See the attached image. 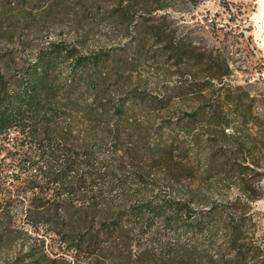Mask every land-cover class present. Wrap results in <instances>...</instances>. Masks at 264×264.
Returning a JSON list of instances; mask_svg holds the SVG:
<instances>
[{"label":"trees","instance_id":"obj_1","mask_svg":"<svg viewBox=\"0 0 264 264\" xmlns=\"http://www.w3.org/2000/svg\"><path fill=\"white\" fill-rule=\"evenodd\" d=\"M144 8L151 13L165 5ZM154 47L152 57L175 64L204 61L196 47L173 38L160 23L126 44L86 53L48 41L9 75L0 68V254L19 241L17 251L0 255V264H178V256L193 254L191 246L171 240L178 230L204 232V250L213 251L205 264H264L262 251L238 243L246 221L238 212L261 197L262 173L245 156L238 127L252 122L250 105L228 95L204 102L199 88L200 105L159 122L152 139L148 130L136 133L126 126L130 109L169 110L172 95L195 87L184 81L159 96L122 92L127 75ZM79 110L89 123L76 131L69 115ZM203 123L226 139L225 147L213 143L203 162L210 173L206 190L240 193L227 203L195 198L191 189L183 197L174 194L181 180L175 178L180 172L175 152L188 156L186 141L175 131ZM260 137L264 150V134ZM149 167L161 170L160 181L149 178ZM222 232L233 253L228 258L216 240Z\"/></svg>","mask_w":264,"mask_h":264},{"label":"rangeland","instance_id":"obj_2","mask_svg":"<svg viewBox=\"0 0 264 264\" xmlns=\"http://www.w3.org/2000/svg\"><path fill=\"white\" fill-rule=\"evenodd\" d=\"M158 5H165V8L154 9L151 13L140 10ZM160 23L173 38L186 46L196 47L204 55V61L198 65L191 61L175 64L165 56L154 54L152 57L155 47L148 51L149 58L125 78L120 87L122 92L135 90L159 96L166 91L165 87L171 88L184 81H192L195 87L192 86V92L187 95H170L169 110L152 106L130 109L126 126L136 133L148 130L152 139V130L159 122L174 121L190 106L200 105L199 88L203 89L204 102L216 95L221 98L228 95L250 105L252 122L246 127L234 126L240 128L245 156L250 163H257L258 168L254 169L262 173L258 178L261 197L250 202L247 211L238 212L246 218L238 243H249L264 256V150H259L260 135L264 134V12L259 0H0V68L9 75L22 62L32 59L48 41L75 45L80 52L86 53L126 44L149 24ZM213 73H223V76L220 80L212 79L209 75ZM69 116H72L76 131L89 123L81 110ZM105 119L101 117L100 122ZM175 133L188 147V156L183 152H175L174 156L180 169L175 178L181 179L173 188L176 196L183 197L187 189H191L195 191V198H217L227 203L240 194L237 189L223 188L217 192L205 189L210 173L204 169L203 157L213 143L226 146V139L217 129L203 123L179 127ZM149 172L152 181H160L163 175L157 167H149ZM160 187L166 186L160 183ZM240 202L243 205L245 200ZM222 219L225 225L228 215L224 214ZM18 220L25 224L22 214L18 215ZM219 235L216 240L224 244L225 232ZM172 239L193 249L191 256H178L175 260L178 264H205L213 253L204 250L208 243L204 232L178 230ZM18 245L19 241L13 242L3 248L0 255L5 251L14 253ZM232 254L224 244L222 257Z\"/></svg>","mask_w":264,"mask_h":264},{"label":"bare ground","instance_id":"obj_3","mask_svg":"<svg viewBox=\"0 0 264 264\" xmlns=\"http://www.w3.org/2000/svg\"><path fill=\"white\" fill-rule=\"evenodd\" d=\"M259 6L262 12H264V0H259Z\"/></svg>","mask_w":264,"mask_h":264}]
</instances>
